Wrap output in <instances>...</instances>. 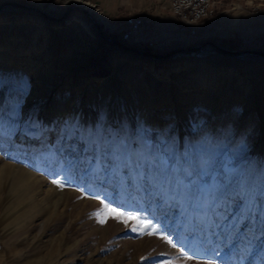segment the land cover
I'll return each mask as SVG.
<instances>
[{
    "label": "rangeland",
    "instance_id": "obj_1",
    "mask_svg": "<svg viewBox=\"0 0 264 264\" xmlns=\"http://www.w3.org/2000/svg\"><path fill=\"white\" fill-rule=\"evenodd\" d=\"M8 1L48 17L0 10V264H264V59L195 49L264 51V23L228 11L189 27L165 0H85L127 47L213 51L186 69L181 52L127 50L142 66L91 77L112 43L58 24L62 0ZM36 72L66 109L43 138L26 112Z\"/></svg>",
    "mask_w": 264,
    "mask_h": 264
},
{
    "label": "bare ground",
    "instance_id": "obj_2",
    "mask_svg": "<svg viewBox=\"0 0 264 264\" xmlns=\"http://www.w3.org/2000/svg\"><path fill=\"white\" fill-rule=\"evenodd\" d=\"M63 6L65 10L73 11L72 14L68 15L69 11L65 14H60V16L55 18V21L60 24H66L68 22L73 23V29H75V34L78 37V35H83V31H89V32H96V37L103 39L104 42H110L113 45H107L105 48V56H107L108 53H110V56L106 58V60H103L100 62L94 69V72L90 75L91 77H96L98 75H103L109 69L112 68V63H115V73H117L118 70H120V67L123 64V61H132L131 64H128L132 68L142 66V64H139V61L132 58L131 55L127 54V50H135L137 52H140L141 50H136L134 47H127L125 43H123L121 40L117 38L113 34V29L110 26V24L106 21V19L103 17V15L89 2L85 0H62ZM39 6L42 5V3H38ZM46 15V14H45ZM47 16V15H46ZM48 17V16H47ZM30 22H34L33 20H30ZM37 28L38 30H42L44 27V21L37 20ZM47 32V30H45ZM84 37V36H83ZM49 42V41H48ZM45 41H40L39 47L41 49H44L45 54L49 52V47L47 48V43ZM36 43V42H35ZM95 45L99 46V40H96L94 42ZM98 43V44H97ZM204 43L197 45L196 48L204 47ZM188 46L178 45L174 44V46L171 47L170 51L174 52H181L183 53V59L180 62H177L175 64L174 68H191L195 64H199L201 67H204L203 65V59L207 57L209 54L213 53V51H193L189 52V50H192V48H189L187 50ZM20 49V48H19ZM194 49V48H193ZM48 50V51H47ZM142 52V51H141ZM175 54V53H174ZM180 54V53H179ZM152 57V56H150ZM176 57V56H175ZM156 58V57H154ZM157 59V58H156ZM116 61V62H115ZM147 64H152L155 62V59H148L145 60ZM144 62V63H145ZM127 66V64H126ZM69 69V68H68ZM201 69V68H200ZM199 69V70H200ZM134 70V69H133ZM35 71V70H34ZM33 71V72H34ZM34 77H36L35 80L38 81V83L32 84V93L30 96V101L27 103V110L26 112H29L30 109H34L38 112L37 116L39 117V120L46 124L47 128L44 132V134L41 136V138L46 137L48 133H51L53 126L57 124V122L60 120L62 114L65 113L66 109H61V106L56 107L57 110L55 111L54 105L50 103V92L54 90L48 89L47 83L48 79L50 78V75H44L42 73H34ZM50 80V79H49ZM53 82V81H52ZM52 85V84H51ZM52 87V86H51ZM105 89L112 87V77H109L106 79V84L103 86ZM65 104L68 103V99H66ZM32 107V108H31ZM256 115L253 111H248L247 115L244 116L243 119L248 120H255L254 116ZM246 117V118H245ZM27 136H24L22 139L23 141H31L29 138H26ZM39 141V139H34V144Z\"/></svg>",
    "mask_w": 264,
    "mask_h": 264
},
{
    "label": "built area",
    "instance_id": "obj_3",
    "mask_svg": "<svg viewBox=\"0 0 264 264\" xmlns=\"http://www.w3.org/2000/svg\"><path fill=\"white\" fill-rule=\"evenodd\" d=\"M181 22L197 27L210 18L231 11L244 13L264 23V0H165ZM226 6V8H225Z\"/></svg>",
    "mask_w": 264,
    "mask_h": 264
},
{
    "label": "water",
    "instance_id": "obj_4",
    "mask_svg": "<svg viewBox=\"0 0 264 264\" xmlns=\"http://www.w3.org/2000/svg\"><path fill=\"white\" fill-rule=\"evenodd\" d=\"M5 6H13V7H16V8H21V9H24V10L37 12V13H40L41 15H43L44 17H47L44 14V12L41 11V10H38V9H36L34 7H31V6H28V5L17 3V2H14V1H8V2L0 4V10L3 7H5ZM205 44L207 46H210L213 49L217 50L218 52L227 55V56L236 57V58L253 57V58H258V59H264V51H262V50L244 49V50H241V51H234V50L227 49L225 47H222V46L217 45V44L212 43V42H204V45ZM141 51H140V53H143L146 56H152V57H156L158 59L168 58L170 56H173V54L175 53L174 51H171V52H169L167 54L158 55V54H154V53H149V52L144 51V50H141Z\"/></svg>",
    "mask_w": 264,
    "mask_h": 264
},
{
    "label": "snow or ice",
    "instance_id": "obj_5",
    "mask_svg": "<svg viewBox=\"0 0 264 264\" xmlns=\"http://www.w3.org/2000/svg\"><path fill=\"white\" fill-rule=\"evenodd\" d=\"M53 183H56L58 184L59 186L63 187V184H61L59 181H53ZM237 196H240V192H238L236 194ZM241 203H242V207H243V200H242V197H241ZM106 208H108V212L110 214H114V217L117 218V219H120L122 217H124L126 214L122 211H118L117 209L115 208H110L108 207L107 205H105ZM128 219H131V220H135L138 222V227L136 228H133V231H144V229H147L149 227V223L148 222H143L140 220L139 217L137 216H128ZM128 219L124 220V223L127 224L128 223ZM100 223H105L106 220L105 219H101L99 221ZM142 224V227H140L139 225ZM155 229L153 230V232H150L148 234H155ZM262 235H264V233H262ZM168 243H172L171 240H168Z\"/></svg>",
    "mask_w": 264,
    "mask_h": 264
}]
</instances>
